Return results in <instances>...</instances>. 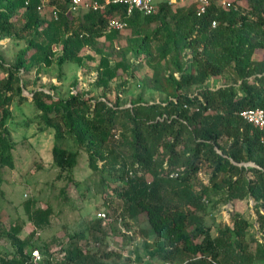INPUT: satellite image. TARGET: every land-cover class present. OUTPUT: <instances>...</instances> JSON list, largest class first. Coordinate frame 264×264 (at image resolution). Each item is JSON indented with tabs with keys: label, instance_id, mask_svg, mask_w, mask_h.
Instances as JSON below:
<instances>
[{
	"label": "trees",
	"instance_id": "obj_1",
	"mask_svg": "<svg viewBox=\"0 0 264 264\" xmlns=\"http://www.w3.org/2000/svg\"><path fill=\"white\" fill-rule=\"evenodd\" d=\"M25 1L0 0V40H27V46L16 58L17 71L49 67L54 57L53 44L61 46V55L56 58L59 67L66 62L81 65L80 54L89 49L100 55L96 86L103 92L108 82L116 78L117 70L109 65L112 54L123 59L128 54L134 59L143 56L146 61L170 57L161 69L157 63L152 77V89L165 95L161 102L147 103L140 95L131 107L123 109L118 97L113 106H108L103 99L92 101L78 92L50 101L42 91L34 92L32 99L45 127L54 130L55 141L64 134L58 124L61 123L78 146L94 153L113 144L121 119H127L129 133L120 137L123 152L128 153V165L116 156V168L123 171L122 184L132 190L128 197L125 194V199L146 213L151 230L162 240L157 264H264V128L258 129L239 117L247 109L264 110V61H257L255 52L264 48V0H248V16L233 5L220 7L212 1L200 16L193 4L179 8L159 3L152 15L133 12L129 17L122 5L109 4L103 12L68 13L71 0H46L47 6L57 10V19L52 18V22H47L37 10L41 0H28L27 5ZM110 18L124 20L126 28L136 36L128 47L116 52L114 48L102 50L98 45L102 38L118 39L121 31L108 29ZM212 21L217 22L215 28L211 27ZM154 23L158 27L149 30L148 26ZM253 35L258 39L262 36L263 42L253 40ZM184 50L192 55L194 63L189 67L182 61ZM225 72L232 76V84L205 88L208 80ZM21 85L19 82L13 89L10 71L2 87L15 90L18 102L22 103L26 98ZM188 87L197 88L198 94H186ZM5 97L0 96V127L9 116L4 109L9 104ZM10 149L0 132V166L12 167ZM52 156L59 169L75 164L74 154L56 142ZM201 173L209 174L205 184L197 181ZM147 174L151 176L150 182L141 177ZM240 188L255 204L261 236L254 254L240 240L247 226L241 216H234V229L228 231L227 238H212L208 227L197 224V218L184 208L187 203L203 209V198L211 193L220 194V202L228 204L237 199ZM167 189L180 199L170 196ZM96 218L108 220L97 215ZM22 229L23 223L9 227L7 239L14 251L0 257V264H106L104 260L123 258L121 253L107 249H98L90 256L71 246L63 259L53 262L45 245L44 249L32 246L40 253L35 261L31 257L33 251L25 252L31 243L30 238H21ZM97 233L92 232L91 239L103 248V236ZM73 237L79 238L77 234L69 238Z\"/></svg>",
	"mask_w": 264,
	"mask_h": 264
},
{
	"label": "rangeland",
	"instance_id": "obj_2",
	"mask_svg": "<svg viewBox=\"0 0 264 264\" xmlns=\"http://www.w3.org/2000/svg\"><path fill=\"white\" fill-rule=\"evenodd\" d=\"M226 1L227 7L233 5L248 16V0ZM219 4L218 2L217 5ZM189 6L190 3L186 1L179 8ZM40 14L47 22L53 21L48 7L42 9ZM157 27L158 24L154 23L148 29L154 30ZM253 36V40L263 42L262 36L259 39ZM117 37L118 39L112 41L100 39L99 48H114L116 52V49H125L136 40L135 34L128 27ZM26 46V38L0 40V96H6L9 100V104L4 106L9 116L0 127V132H3L11 145L12 156L11 168L0 166V257L9 256L14 251L7 239L9 227L23 223L21 238H30L31 243L25 250L26 254L34 251L32 246L44 249L48 245L52 261L57 262L63 259L66 249L77 246L90 256L98 249L122 254V259L104 260L106 264H157L156 256L162 250V240L151 230L146 213L125 199V194L128 197L132 190L122 184L123 171L116 168L119 164L116 163V156H120L119 161L122 157L126 164L128 153L123 152L120 134L129 133L127 119H121L113 144L110 143L103 151L94 153L78 146L75 138L66 134L61 123L58 124L64 134L61 140L55 141L54 130L45 127L32 99L34 92L42 91L51 98L50 101L65 99L78 92L92 101L103 99L108 106H113L118 97V104L123 109L131 107L140 95L147 103L161 102L165 95L152 89L151 82L157 63L161 69L170 57L146 61L143 56L134 59L128 54L123 59L116 53L112 54L109 65L117 70L116 78L108 82L103 93L96 86L97 72L100 71L99 54L84 49L80 54L81 65L66 62L59 67L56 58L61 55V46L53 44L51 49L54 57L49 67H35L29 72L17 71L14 69L17 55ZM255 52L257 61H264V48H258ZM182 61L186 67L194 63L189 51L182 52ZM118 64L120 65L116 69ZM10 71L13 72V89L22 82V96L26 98L22 103L18 102L19 97L15 90L7 91L2 87ZM232 83V76L225 72L208 80L205 88L216 89ZM196 89L188 87L184 91L194 96L198 94ZM55 142L74 154L75 164L65 166L64 169L54 166L52 149ZM137 177L140 175L137 174ZM141 177L145 182L151 180L150 174ZM208 177V173H201L197 181L206 183ZM166 192L173 198L180 199L178 195L175 197L174 192L168 189ZM192 192L194 193L193 190ZM237 195L236 200L225 204L220 202V194L215 196L211 193L203 198L204 208L201 210L183 203L185 210L191 211L197 218V224L208 227L207 231L212 238H227L228 231L234 229V216L244 218L247 226L243 228L244 235L240 240L254 254L261 236L254 213L255 204L252 198L245 196L243 188L237 191ZM98 213H105L108 220H97ZM94 231H98L96 235L103 236V248L100 242L92 241L91 233ZM74 234L80 239L69 238ZM199 240L198 238L196 241Z\"/></svg>",
	"mask_w": 264,
	"mask_h": 264
},
{
	"label": "built area",
	"instance_id": "obj_3",
	"mask_svg": "<svg viewBox=\"0 0 264 264\" xmlns=\"http://www.w3.org/2000/svg\"><path fill=\"white\" fill-rule=\"evenodd\" d=\"M42 3L37 7L39 12L42 9L48 7L50 9L53 19H57V10L53 7L47 6L44 2L46 0H41ZM188 2L195 5V11L198 16L206 13L208 7L212 1L216 4L220 3L218 6L227 7L226 0H105L103 2H98L94 0H71L68 13H74L78 10L82 11H93V12H103L106 10L109 4L122 5L126 9V17L132 15L133 12H139L144 16L152 15L156 12L159 3H164L170 7L180 6L183 2ZM28 4V0L25 1V5ZM109 30L113 31H123L126 28V22L120 18H110L107 22ZM217 26L216 21H212L211 27L215 28ZM246 123L253 125L258 129L264 128V110L260 108L247 109L239 113ZM98 218L106 219L105 213H98ZM33 260L39 259V254L37 251L31 253Z\"/></svg>",
	"mask_w": 264,
	"mask_h": 264
}]
</instances>
